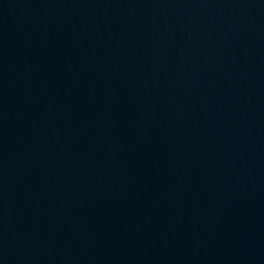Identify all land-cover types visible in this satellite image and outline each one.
Here are the masks:
<instances>
[{
	"label": "water",
	"instance_id": "95a60500",
	"mask_svg": "<svg viewBox=\"0 0 264 264\" xmlns=\"http://www.w3.org/2000/svg\"><path fill=\"white\" fill-rule=\"evenodd\" d=\"M0 264H264V0H0Z\"/></svg>",
	"mask_w": 264,
	"mask_h": 264
}]
</instances>
